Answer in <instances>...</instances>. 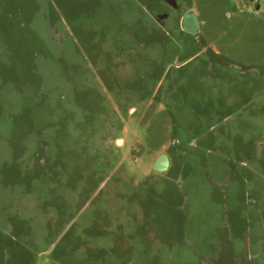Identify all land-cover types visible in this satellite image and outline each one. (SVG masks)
Segmentation results:
<instances>
[{"label":"rangeland","instance_id":"rangeland-1","mask_svg":"<svg viewBox=\"0 0 264 264\" xmlns=\"http://www.w3.org/2000/svg\"><path fill=\"white\" fill-rule=\"evenodd\" d=\"M12 8L0 264H264V0Z\"/></svg>","mask_w":264,"mask_h":264},{"label":"crops","instance_id":"crops-1","mask_svg":"<svg viewBox=\"0 0 264 264\" xmlns=\"http://www.w3.org/2000/svg\"><path fill=\"white\" fill-rule=\"evenodd\" d=\"M14 0H0V30L4 32L7 23L11 22L10 19L13 18L14 11ZM4 41H7L5 35L2 36Z\"/></svg>","mask_w":264,"mask_h":264},{"label":"water","instance_id":"water-1","mask_svg":"<svg viewBox=\"0 0 264 264\" xmlns=\"http://www.w3.org/2000/svg\"><path fill=\"white\" fill-rule=\"evenodd\" d=\"M171 167V158L170 156L164 152L155 160L153 164V170L161 173H165Z\"/></svg>","mask_w":264,"mask_h":264},{"label":"built area","instance_id":"built-area-1","mask_svg":"<svg viewBox=\"0 0 264 264\" xmlns=\"http://www.w3.org/2000/svg\"><path fill=\"white\" fill-rule=\"evenodd\" d=\"M247 1H250V2H253L254 1V2H256L257 0H247Z\"/></svg>","mask_w":264,"mask_h":264}]
</instances>
